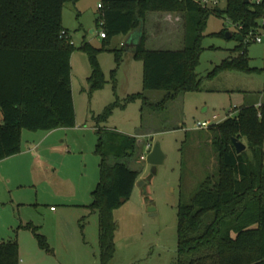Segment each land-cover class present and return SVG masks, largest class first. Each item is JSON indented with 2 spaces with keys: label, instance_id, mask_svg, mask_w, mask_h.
Returning a JSON list of instances; mask_svg holds the SVG:
<instances>
[{
  "label": "rangeland",
  "instance_id": "374dc122",
  "mask_svg": "<svg viewBox=\"0 0 264 264\" xmlns=\"http://www.w3.org/2000/svg\"><path fill=\"white\" fill-rule=\"evenodd\" d=\"M100 4V0H81L64 6L62 25L76 48L84 42L102 48V30L96 25ZM225 8L226 3L219 2L207 10ZM223 30L236 33L228 20L210 16L195 70L201 80L200 91L180 96L163 110L146 108L141 112L140 101L125 103L129 96L143 92L141 62H127L125 54V63L116 71L114 89L111 72L116 69L115 57L101 53L98 62L106 85L90 94L88 57L74 53L71 84L76 129L54 134L44 142L46 132L23 131L22 154L13 159L6 172L0 171V243H17L19 264H101L98 214L88 209L99 183L97 129L137 137L135 156L127 162L139 173V179L131 198L113 212L115 254L109 264H174L179 204L189 203L205 180L218 171L213 134L195 125L214 116L220 124L234 118L239 108L264 102V43L247 47L248 64L254 72L213 74L223 61L236 56L233 51L239 45L236 38L215 36ZM145 32L152 39L168 34L165 44L147 43L149 51L183 48L184 21L180 14L149 15ZM123 40L122 36L112 39L107 49L119 50ZM164 95L146 93L153 104ZM116 99L125 108L115 109L108 121L97 127L94 118ZM148 144L152 149L159 146L165 156L156 175L147 161L140 159ZM149 209H153V216ZM37 234L46 238L49 249L40 245Z\"/></svg>",
  "mask_w": 264,
  "mask_h": 264
},
{
  "label": "trees",
  "instance_id": "16d2710c",
  "mask_svg": "<svg viewBox=\"0 0 264 264\" xmlns=\"http://www.w3.org/2000/svg\"><path fill=\"white\" fill-rule=\"evenodd\" d=\"M79 1L0 0V162L20 154L23 131L50 133L76 127L71 84L75 52L88 57L90 94L106 85L99 55L113 54L116 69L111 78L116 88V71L127 52L126 47L107 49L116 37L140 33L132 51L133 59L142 63L143 92L129 96L125 103L140 101L141 112L163 110L180 96L200 91L195 70L210 16L228 20L236 29L230 40L239 42L233 51L236 56L223 61L213 74L255 71L248 64L247 47L252 44L248 37L264 28V0H219L226 3L225 10L212 12L194 0H100L96 25L104 35L102 48L86 42L76 48L62 25L64 6ZM154 13L181 15V50L146 49L145 22ZM225 34L223 30L215 36L225 38ZM148 92L165 95L153 104ZM117 108H125L118 99L94 118L97 127ZM209 131L217 152V175L207 178L189 203L179 204L174 264H264V102L239 108L234 118L212 125ZM96 133L99 183L89 209L98 214L101 264H109L115 254L113 212L131 198L139 179L127 162L135 156L137 138L102 129ZM233 139L245 143L242 154L236 153ZM36 237L49 249L44 236ZM0 264H19L16 242L0 243Z\"/></svg>",
  "mask_w": 264,
  "mask_h": 264
},
{
  "label": "crops",
  "instance_id": "0c3cea01",
  "mask_svg": "<svg viewBox=\"0 0 264 264\" xmlns=\"http://www.w3.org/2000/svg\"><path fill=\"white\" fill-rule=\"evenodd\" d=\"M149 15H152V14H149ZM149 15L147 16V19H146V22H145V28H146V25H147V21H148V17H149ZM161 20L162 21H164L165 19H163L165 16L162 14L161 15ZM167 18V17H166ZM168 18H170V16L168 17ZM94 32L93 31H91V34H93ZM168 35V34H167ZM167 35H163V36H159V37H155V38H151L150 37V35H148V37H146V44L147 43H149L150 41H154V42H156V43H162V44H165V43H167V41L165 40V39H167L168 38V36ZM124 38V40H123V42L121 43V45H120V49L122 48V47H130L131 49L129 50V49H127V52L125 53L126 54V57H127V62H129V61H135L134 59H133V51H132V49L133 48H135V46L139 43V40H140V33H135V34H133V35H131V36H127V37H123ZM148 38V39H147ZM146 46V45H145ZM125 54H124V56H125ZM73 56H74V54L72 55V58H73ZM72 58H71V68H72ZM123 63H125V61H123ZM122 63V64H123ZM72 72V71H71ZM142 77H143V70H142ZM142 90H143V85H142ZM261 103H259L258 105L257 104H251V105H254V106H259ZM250 106V105H249ZM76 127H77V124H76ZM76 127L75 128H73V129H76ZM69 129H60V130H56V131H53V132H50V133H46V135L43 137V139H42V142H44L46 139H49L52 135H54V134H57V133H60V132H62V131H68ZM70 130H72V129H70ZM137 138V137H136ZM20 154H22V153H20ZM19 154V155H20ZM19 155H17V156H19ZM17 156H14V157H11V158H9V159H6V160H4V161H2V162H0V171H4V172H6L7 170V168H10L11 166H8V165H12V164H10V163H12V161H13V159H15ZM6 174V173H5ZM4 174V175H5ZM1 176V175H0ZM90 206V205H89ZM89 206H88V209H89ZM41 235V234H40ZM43 236V235H42ZM2 242H9V241H2ZM1 242V243H2ZM12 242V241H11ZM98 243H99V235H98Z\"/></svg>",
  "mask_w": 264,
  "mask_h": 264
},
{
  "label": "built area",
  "instance_id": "2783aa9c",
  "mask_svg": "<svg viewBox=\"0 0 264 264\" xmlns=\"http://www.w3.org/2000/svg\"><path fill=\"white\" fill-rule=\"evenodd\" d=\"M203 9H209L219 4V0H194ZM100 38L103 39L104 35L101 33ZM248 41L251 43L262 44L264 43V28H260L255 35L251 34L248 37ZM218 117L214 116L213 120L197 123L195 128L198 130H208L212 125L218 124ZM152 146L149 144L145 146L144 154L140 157L142 161H147L148 156L152 152Z\"/></svg>",
  "mask_w": 264,
  "mask_h": 264
},
{
  "label": "water",
  "instance_id": "95a60500",
  "mask_svg": "<svg viewBox=\"0 0 264 264\" xmlns=\"http://www.w3.org/2000/svg\"><path fill=\"white\" fill-rule=\"evenodd\" d=\"M231 37H232L231 33L225 34L226 39L230 40ZM232 144H233V146L236 150V153L238 155L242 154L246 150V146L243 143L238 142L236 139L232 140ZM164 162H165V156L162 153L161 148L159 146H156L147 158V164L152 167L151 172L153 175H156L157 168L159 166H162L164 164ZM148 212L151 214V216H153V213H154L153 209H149Z\"/></svg>",
  "mask_w": 264,
  "mask_h": 264
}]
</instances>
